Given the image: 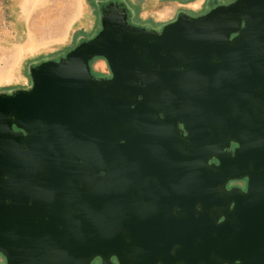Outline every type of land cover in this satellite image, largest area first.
I'll return each instance as SVG.
<instances>
[{"label":"water","instance_id":"1","mask_svg":"<svg viewBox=\"0 0 264 264\" xmlns=\"http://www.w3.org/2000/svg\"><path fill=\"white\" fill-rule=\"evenodd\" d=\"M29 74L0 94L6 264H264V0L160 31L109 4Z\"/></svg>","mask_w":264,"mask_h":264},{"label":"rangeland","instance_id":"2","mask_svg":"<svg viewBox=\"0 0 264 264\" xmlns=\"http://www.w3.org/2000/svg\"><path fill=\"white\" fill-rule=\"evenodd\" d=\"M230 1L0 0V94L29 88L30 67L57 60L91 38L100 29L101 13L109 4L124 8L130 23L160 31L180 13L197 16ZM64 33H68L67 41L56 43ZM90 67L97 77L110 74L101 57L93 58ZM99 261L96 258L92 264Z\"/></svg>","mask_w":264,"mask_h":264},{"label":"flooded vegetation","instance_id":"3","mask_svg":"<svg viewBox=\"0 0 264 264\" xmlns=\"http://www.w3.org/2000/svg\"><path fill=\"white\" fill-rule=\"evenodd\" d=\"M192 16H194V15H192ZM234 147H235V144L234 143H230L229 150L232 151V149ZM235 182H237V185L234 184ZM245 185H246V179L245 178L239 179V180H230V181L227 182L226 188L237 187V188H240V189L244 190L245 189ZM0 256L3 259V263L2 264H6L5 258L1 254H0ZM113 261L115 262V264H117L115 258H113ZM99 263H100V261L97 264H99Z\"/></svg>","mask_w":264,"mask_h":264},{"label":"crops","instance_id":"4","mask_svg":"<svg viewBox=\"0 0 264 264\" xmlns=\"http://www.w3.org/2000/svg\"><path fill=\"white\" fill-rule=\"evenodd\" d=\"M67 37H68V33L62 34L61 38L58 41H56V43L62 44L64 42H66L67 41Z\"/></svg>","mask_w":264,"mask_h":264}]
</instances>
